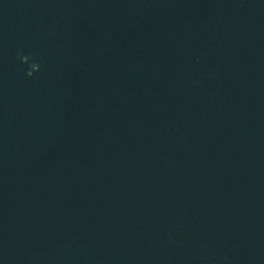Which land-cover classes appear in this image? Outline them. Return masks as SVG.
Listing matches in <instances>:
<instances>
[{"label": "water", "instance_id": "water-1", "mask_svg": "<svg viewBox=\"0 0 264 264\" xmlns=\"http://www.w3.org/2000/svg\"><path fill=\"white\" fill-rule=\"evenodd\" d=\"M0 264H264V0H0Z\"/></svg>", "mask_w": 264, "mask_h": 264}]
</instances>
